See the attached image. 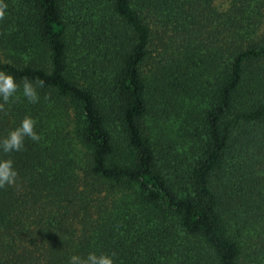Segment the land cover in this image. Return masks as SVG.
Here are the masks:
<instances>
[{
  "label": "trees",
  "instance_id": "1",
  "mask_svg": "<svg viewBox=\"0 0 264 264\" xmlns=\"http://www.w3.org/2000/svg\"><path fill=\"white\" fill-rule=\"evenodd\" d=\"M212 1L3 0L0 264H264V0Z\"/></svg>",
  "mask_w": 264,
  "mask_h": 264
},
{
  "label": "clouds",
  "instance_id": "2",
  "mask_svg": "<svg viewBox=\"0 0 264 264\" xmlns=\"http://www.w3.org/2000/svg\"><path fill=\"white\" fill-rule=\"evenodd\" d=\"M8 5L0 0V21L6 18V10ZM39 87L44 86L43 80H38ZM15 78L2 70H0V112L6 114L5 105L9 103L10 99L15 97L19 89ZM23 96L29 103L36 104L39 102V95L34 87L32 81L27 77L22 81ZM36 121L30 116H25L21 121V124L11 130L7 137L0 140V150L4 153L21 152L25 149V140L29 139L32 142H39L41 136L35 130ZM18 177V172L13 166L11 159H0V189L14 186ZM115 253L111 255L89 253L86 257H80L78 255H72L68 261V264H114L113 257Z\"/></svg>",
  "mask_w": 264,
  "mask_h": 264
},
{
  "label": "rangeland",
  "instance_id": "3",
  "mask_svg": "<svg viewBox=\"0 0 264 264\" xmlns=\"http://www.w3.org/2000/svg\"><path fill=\"white\" fill-rule=\"evenodd\" d=\"M212 4L218 9V10H223L227 7L228 5V1L227 0H213L212 1ZM163 41L168 43V40L167 38H163ZM169 46V44H168ZM162 46L159 45L157 42H156V47L154 49V51L156 52H152V55L154 57L155 60H158L161 58V55H163L162 53ZM152 60H148V64H150L151 66H153ZM154 67V66H153ZM243 249H244V253L247 254V256L241 258L240 260V263L239 264H248V232L245 233V238H244V242H243Z\"/></svg>",
  "mask_w": 264,
  "mask_h": 264
}]
</instances>
